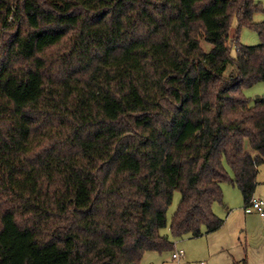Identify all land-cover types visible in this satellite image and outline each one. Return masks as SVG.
<instances>
[{"label": "trees", "instance_id": "16d2710c", "mask_svg": "<svg viewBox=\"0 0 264 264\" xmlns=\"http://www.w3.org/2000/svg\"><path fill=\"white\" fill-rule=\"evenodd\" d=\"M258 12L255 0H0V264H142L174 249L162 231L175 192L176 239L222 228L226 182L251 204ZM246 27L260 45L241 43Z\"/></svg>", "mask_w": 264, "mask_h": 264}, {"label": "rangeland", "instance_id": "374dc122", "mask_svg": "<svg viewBox=\"0 0 264 264\" xmlns=\"http://www.w3.org/2000/svg\"><path fill=\"white\" fill-rule=\"evenodd\" d=\"M264 8V0H255ZM254 20L264 22V12L256 13ZM235 24V22H234ZM236 24L234 29H236ZM241 43L248 47L260 45L262 40L256 30L243 28L240 33ZM209 43L203 42L205 51L211 49ZM233 50L232 56L236 57ZM232 67L229 72H232ZM251 103L264 98V83L255 84L245 91ZM230 176L234 173L227 166ZM257 187L254 199L264 200V163L259 167ZM223 202L215 203L214 212L224 221L222 228L212 234L201 237H182L176 239L171 232L170 225L182 199L180 192H175L173 204L167 213V226L162 235L169 237L175 244L174 249L165 253L150 251L145 254L142 264H264V216L252 209L251 204L246 206L245 198L238 187L230 182L222 185ZM182 252L180 261L173 258V254Z\"/></svg>", "mask_w": 264, "mask_h": 264}, {"label": "built area", "instance_id": "2783aa9c", "mask_svg": "<svg viewBox=\"0 0 264 264\" xmlns=\"http://www.w3.org/2000/svg\"><path fill=\"white\" fill-rule=\"evenodd\" d=\"M251 206L253 210L259 211L261 215L264 216V200L253 199L251 201ZM181 257H182V252H176L173 254V258L175 260L180 261Z\"/></svg>", "mask_w": 264, "mask_h": 264}]
</instances>
